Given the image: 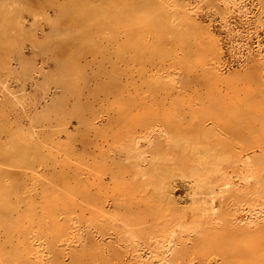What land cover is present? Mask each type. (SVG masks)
<instances>
[{
    "label": "rangeland",
    "instance_id": "obj_1",
    "mask_svg": "<svg viewBox=\"0 0 264 264\" xmlns=\"http://www.w3.org/2000/svg\"><path fill=\"white\" fill-rule=\"evenodd\" d=\"M25 263L264 264V0H0V264Z\"/></svg>",
    "mask_w": 264,
    "mask_h": 264
},
{
    "label": "bare ground",
    "instance_id": "obj_2",
    "mask_svg": "<svg viewBox=\"0 0 264 264\" xmlns=\"http://www.w3.org/2000/svg\"><path fill=\"white\" fill-rule=\"evenodd\" d=\"M180 18V17H179ZM30 133V132H29ZM34 135V134H33ZM89 186V185H88ZM61 188V187H60ZM166 188V187H165ZM168 189H167V192L165 193V194H163V196L165 197V199L164 200H166L167 202L166 203H169L171 206L172 205H174V199L175 198H173V195H172V193H173V191H172V189H170L169 187H167ZM66 189V188H65ZM170 189V190H169ZM163 193V192H162ZM57 196V195H56ZM61 196V195H60ZM163 197V198H164ZM74 208V207H73ZM75 223V222H74ZM75 231V230H74ZM30 234V233H29ZM28 234V235H29ZM26 235V234H25ZM14 238H15V235L13 236ZM29 237V236H28ZM31 237V236H30ZM16 239V238H15ZM10 243V242H9ZM25 244V243H24ZM16 248V247H15ZM28 248V247H27ZM28 250V249H27ZM29 251V250H28ZM15 254V253H14ZM29 254V253H28ZM15 257V256H14ZM5 258V257H4ZM22 258V257H21ZM21 258H19V259H21ZM42 258V257H41ZM8 259V258H7ZM12 259H13V257H12ZM14 260V259H13ZM17 260V259H16ZM19 261V260H18ZM25 264H27V263H25ZM55 264H57V263H55Z\"/></svg>",
    "mask_w": 264,
    "mask_h": 264
}]
</instances>
